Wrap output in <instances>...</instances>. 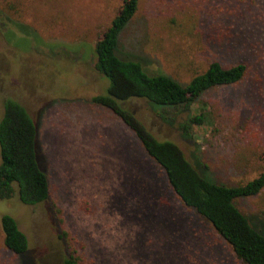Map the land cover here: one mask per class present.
I'll use <instances>...</instances> for the list:
<instances>
[{
  "label": "rangeland",
  "instance_id": "rangeland-1",
  "mask_svg": "<svg viewBox=\"0 0 264 264\" xmlns=\"http://www.w3.org/2000/svg\"><path fill=\"white\" fill-rule=\"evenodd\" d=\"M241 1L247 5L241 9L251 8L245 16L237 9ZM122 2L0 0V120L6 99L25 107L37 126V164L50 185L48 201L36 206L21 204L16 193L0 200V223L3 215L12 217L28 241L27 257L16 256L4 247L0 227V264H61L63 233L78 255L96 264H206L187 255L202 254L205 241L217 264H235L227 243L182 207L133 134L92 102L109 85L94 68V45ZM231 2L141 0L118 47L120 56L181 84L208 60L247 66L241 82L196 101L194 110L206 103L215 125L195 129L191 140L164 125L144 101L123 103L157 139L174 142L189 160L196 156L211 180L227 186L264 171V0ZM226 5L235 18L219 17L225 13L216 8ZM114 140L125 151L131 140L139 164L125 168L109 145ZM235 204L264 234V190Z\"/></svg>",
  "mask_w": 264,
  "mask_h": 264
},
{
  "label": "trees",
  "instance_id": "trees-1",
  "mask_svg": "<svg viewBox=\"0 0 264 264\" xmlns=\"http://www.w3.org/2000/svg\"><path fill=\"white\" fill-rule=\"evenodd\" d=\"M140 1L123 0L110 26L94 45V68L108 79L109 85L107 95L95 96L92 102L110 111L133 134L143 152L162 171L182 207L210 225L227 243L235 264H264V234L235 204L239 199L257 196L264 190V171L243 184H219L208 177L207 167L196 156L189 160L174 142L157 139L131 110L123 106V103L134 100L144 101L164 125L175 129L183 140H191L195 129L207 127L212 130L215 125V116L206 103L199 104L194 110L196 101L209 90L241 82L248 73L247 66L242 62L228 66L208 60L204 70L192 76L186 84H181L168 74L149 72L141 62L120 56V35L137 14ZM228 2L232 3L231 0ZM241 3L237 9L247 6L245 1ZM232 8H216V11L225 13L219 16L224 19L235 18L238 13ZM250 9H241L239 14L245 16ZM37 137V126L25 107L6 99L0 120V200L11 199L16 193L25 206L48 201L50 185L37 164ZM109 145L122 157L125 168L139 164L140 155L131 140L126 151L119 149L115 140ZM152 176L153 180L157 178L156 173ZM0 227L4 247L16 256L27 257L28 241L17 222L3 215ZM186 228L193 231L189 225ZM67 237L65 233L60 236L66 246L61 264H96L78 255L71 244L73 239L68 240ZM205 242L207 246L202 254L197 250L187 251L188 257L194 259L200 256L206 264H217L216 250L210 241Z\"/></svg>",
  "mask_w": 264,
  "mask_h": 264
}]
</instances>
